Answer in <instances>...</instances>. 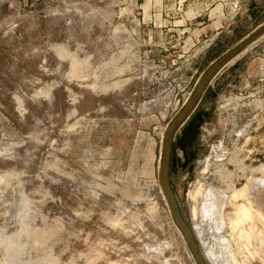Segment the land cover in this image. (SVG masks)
Masks as SVG:
<instances>
[{"label": "rangeland", "instance_id": "rangeland-1", "mask_svg": "<svg viewBox=\"0 0 264 264\" xmlns=\"http://www.w3.org/2000/svg\"><path fill=\"white\" fill-rule=\"evenodd\" d=\"M250 1L61 4L65 41H29L12 73L0 63V264L196 263L161 187L164 137L208 69L264 25V0L253 20ZM229 64L182 123L202 105L175 142L173 187L208 264L210 243L264 264V35Z\"/></svg>", "mask_w": 264, "mask_h": 264}, {"label": "crops", "instance_id": "crops-1", "mask_svg": "<svg viewBox=\"0 0 264 264\" xmlns=\"http://www.w3.org/2000/svg\"><path fill=\"white\" fill-rule=\"evenodd\" d=\"M56 1L49 3V0H42L41 3L35 5V0H14L12 6H0V63L5 61L4 69L6 68V71L12 73L11 71L21 61V55L34 51V42L29 43L34 38H39L38 40H41L44 45L45 43L51 45L52 40L65 41L68 30L66 24L70 18L66 14L67 9L62 8L61 4L80 6L85 2L92 3L93 0H62L54 5ZM109 1L113 5L116 2V0ZM250 2L249 17L250 20H253L260 13L262 5L260 3L261 6L257 7L258 4H253L258 0ZM76 15L74 16L75 20H80L81 17ZM8 42L11 45H7ZM25 42L28 43L26 48L23 45ZM6 59L8 60L6 61Z\"/></svg>", "mask_w": 264, "mask_h": 264}, {"label": "water", "instance_id": "water-1", "mask_svg": "<svg viewBox=\"0 0 264 264\" xmlns=\"http://www.w3.org/2000/svg\"><path fill=\"white\" fill-rule=\"evenodd\" d=\"M264 35V25L255 31L253 34L248 36L246 39L241 41L237 44L233 49L228 51L224 54L221 58H219L204 74V76L199 81L192 98L189 104L179 113V115L174 120L173 124L171 125L167 137L166 143L164 148V161L162 166V184L163 190L166 195V199L171 211V215L173 218L174 223L176 224L177 228L181 231L184 236V239L187 243L188 249L191 251L195 261L197 264H208L204 255L200 249V246L196 240V237L193 234L191 227L188 225L186 220L184 219L178 201L170 187L169 181L167 179V172H168V165L170 162L172 146H173V133L175 130L182 124L184 118L188 114L190 107L195 104L198 99L203 95V102L206 97L210 94L213 88V84L215 80L224 72L226 71L230 65L229 64L232 60H234L239 54H241L246 48L256 42L260 37ZM234 63V62H233ZM229 64V65H228ZM202 102V104H203ZM197 113V112H196ZM196 115V114H195ZM194 115V116H195ZM178 141V136L175 139Z\"/></svg>", "mask_w": 264, "mask_h": 264}, {"label": "bare ground", "instance_id": "bare-ground-1", "mask_svg": "<svg viewBox=\"0 0 264 264\" xmlns=\"http://www.w3.org/2000/svg\"><path fill=\"white\" fill-rule=\"evenodd\" d=\"M200 99H198V101H199ZM198 101L195 103V104H193L191 107H190V110H189V112H188V114L186 115V117L184 118V120L186 119V118H188V116L192 113V111L194 110V108L196 107V104L198 103ZM190 102V101H189ZM189 104V103H188ZM187 104V105H188ZM183 120V121H184ZM183 123V122H182ZM169 129H170V127H169ZM169 129L167 130V133L166 134H168V131H169ZM175 133V132H174ZM174 133H173V136H174ZM213 194L214 193H212V191H210V195L209 196H207V197H209V198H213ZM237 194V193H236ZM238 194H240V193H238ZM243 195V194H242ZM237 196V195H236ZM241 196V195H240ZM261 198V197H260ZM235 199V198H234ZM255 203H257V204H255L256 205V207H258V208H262V207H264V196H263V198H261L260 200H255ZM200 204V203H199ZM202 204H204V212H206V210H208L209 208H210V206L209 207H207V203H206V201H204V202H202L201 204H200V206L198 207V209H194V210H191V211H193V213L192 214H194V211L195 210H199V209H202L201 207H202ZM243 206V205H242ZM243 208H244V210H246L247 211V213L246 214H244V216L246 217V218H249V219H252L253 220V218L255 219V221L257 220V219H261V220H263V217L258 213V212H254L253 213V215L251 214L252 212H253V208L251 207V206H248V208L246 209V207H245V205L243 206ZM243 208H242V210H243ZM212 209V208H211ZM241 209V208H240ZM213 210V209H212ZM201 212V211H200ZM242 212V211H241ZM196 214H197V212H195ZM203 215V214H202ZM205 215V214H204ZM209 215H207V216H205L204 217V221L206 222V217H208ZM210 217V216H209ZM211 219V218H210ZM201 220V219H200ZM218 220V219H217ZM217 220H216V222H217ZM209 221H211V220H209ZM195 223H198L197 221H194ZM204 222V223H205ZM219 222H221V220H219ZM219 222H217V223H219ZM200 223H201V221H200ZM209 223V222H208ZM199 224V223H198ZM205 224H207V223H205ZM194 225V224H193ZM214 225H217L216 223L214 224ZM221 225V223L218 225V226H220ZM194 226H196V227H200V226H198L197 224L196 225H194ZM208 226V225H207ZM223 226V225H222ZM221 226V227H222ZM204 227V226H203ZM209 227V226H208ZM212 227V226H211ZM207 228V227H206ZM205 228V229H206ZM216 230H218L219 228L217 227H214ZM204 229V230H205ZM207 229H209V228H207ZM222 229V228H221ZM221 229H219V230H221ZM216 230H213L212 229V231H216ZM218 230V231H219ZM198 231H199V229H198ZM200 231H202L201 229H200ZM218 231H216V232H218ZM202 232H204V231H202ZM201 232V233H202ZM200 234V233H199ZM203 234V233H202ZM222 234V236L224 235L223 233H221ZM221 234H219V235H221ZM201 235V234H200ZM214 235V234H213ZM262 235V233L261 234H257V236L258 237H260ZM203 236V235H202ZM216 236H218V235H215V236H213V237H216ZM204 237H207V236H204ZM212 237V238H213ZM208 238H209V236H208ZM212 238H210V239H212ZM220 240H219V239ZM218 238H216V239H218L219 241H220V243L221 242H225L220 236L218 237ZM226 239V238H225ZM208 241V240H207ZM206 240H205V242H207ZM214 242H215V240H213ZM226 241H227V239H226ZM263 242H264V240H263ZM219 243V244H220ZM225 243H221V245H224ZM227 247H225V248H222V249H217L215 246H213V243H210V245L208 246V251H207V254H206V257H208V258H210L211 259V261L213 262V264H232V263H234V262H232L231 260H230V255L232 254L231 253V251H230V255H229V251H228V248L226 249ZM201 249V248H200ZM233 259H234V256H233ZM232 259V260H233ZM196 264V263H195ZM238 264V263H237Z\"/></svg>", "mask_w": 264, "mask_h": 264}, {"label": "flooded vegetation", "instance_id": "flooded-vegetation-1", "mask_svg": "<svg viewBox=\"0 0 264 264\" xmlns=\"http://www.w3.org/2000/svg\"><path fill=\"white\" fill-rule=\"evenodd\" d=\"M202 105L200 106L199 110L201 109ZM199 110L197 111L196 115L193 116V118H191V120L186 124V125H180L175 131H177V136H179V133L181 130L189 127L192 125V123L194 122ZM179 115V114H178ZM177 115V116H178ZM176 116V117H177ZM176 117L174 118V120L176 119ZM174 120H172L171 124L169 125L171 127V125L173 124ZM176 136V137H177ZM167 137V134L166 136ZM164 137V145H163V151H162V161H161V166H160V183H161V187H162V190H163V184H162V166H163V161H164V148H165V143H166V138ZM176 139V138H175ZM174 139V137L172 138L173 140V146H172V152H171V157H170V162H169V165H168V172H167V179L169 181V184H170V187L176 197V192L174 190V187H173V177H172V173L175 171V169L177 167H179V162L176 160V159H173V151H174V146H175V142L176 140ZM185 153H186V156L188 155V150H185ZM182 167H185V165L183 164ZM163 193H164V190H163ZM164 196L166 198V195L164 193ZM177 199V198H176ZM167 200V199H166ZM178 201V200H177ZM168 203V202H167ZM182 213V212H181ZM184 217V216H183Z\"/></svg>", "mask_w": 264, "mask_h": 264}, {"label": "built area", "instance_id": "built-area-1", "mask_svg": "<svg viewBox=\"0 0 264 264\" xmlns=\"http://www.w3.org/2000/svg\"><path fill=\"white\" fill-rule=\"evenodd\" d=\"M14 0H0V6H5V5H9L12 6ZM42 0H35V5H37L38 3H41ZM54 0H49V3H53ZM32 7H34V5H32Z\"/></svg>", "mask_w": 264, "mask_h": 264}]
</instances>
